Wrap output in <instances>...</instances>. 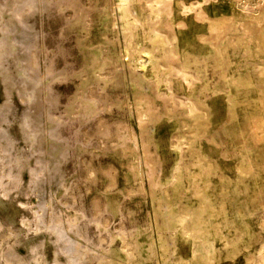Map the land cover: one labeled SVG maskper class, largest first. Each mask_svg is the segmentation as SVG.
<instances>
[{
	"label": "rangeland",
	"instance_id": "rangeland-1",
	"mask_svg": "<svg viewBox=\"0 0 264 264\" xmlns=\"http://www.w3.org/2000/svg\"><path fill=\"white\" fill-rule=\"evenodd\" d=\"M158 1L189 70L152 83L146 117L119 0H0V264H264V0ZM168 203L206 206L203 238L166 223Z\"/></svg>",
	"mask_w": 264,
	"mask_h": 264
},
{
	"label": "bare ground",
	"instance_id": "bare-ground-1",
	"mask_svg": "<svg viewBox=\"0 0 264 264\" xmlns=\"http://www.w3.org/2000/svg\"><path fill=\"white\" fill-rule=\"evenodd\" d=\"M135 1H138V0H119V8L118 10L120 9L121 10V19L123 21V30H124V33L126 35V37L128 38L127 41H129V45H126V52L124 54L125 58H126V63H127V66L129 68V72H130V75H131V79H132V82H133V86L135 88V107L134 109L138 108L139 109H142V115L143 116H150L149 115V112L153 109H151V106L152 104L154 103V100H155V92L152 88V83L155 81L156 82V85H157V88H160L161 84L163 81H165V76L171 74L172 72H174L175 70H178L179 72H183L185 75L187 74V69H188V63L187 61H181L180 62V65H179V68H177L178 64L176 63V57L177 55L179 54V51H178V48L177 46L175 45V37L173 35H170L168 33H164L162 32V28L164 27V23L163 22H166L165 21H162V17L163 15H165V17L168 15V11L165 9L163 10L160 5H159V1L158 0H153L151 2L148 1L146 2L147 3V9H148V13L147 15L143 16V11L144 10V6H141L139 7V9L135 6ZM141 0H139L138 2H140ZM247 3V2H246ZM245 4V3H244ZM243 4V5H244ZM163 6V5H162ZM247 6H248V3H247ZM165 7V6H164ZM250 7V6H248ZM146 8V7H145ZM247 7L245 6V9ZM252 9V8H250ZM250 11V10H249ZM248 11V12H249ZM253 11V10H252ZM255 11V10H254ZM198 12V11H197ZM246 13V12H245ZM146 14V13H145ZM199 14V13H198ZM205 15V14H204ZM256 15V14H255ZM143 16V17H142ZM206 16V15H205ZM257 17V16H256ZM264 18V17H262ZM208 19V17H207ZM217 20V19H216ZM225 20V19H223ZM253 20V19H252ZM208 21H211L210 19ZM235 21V20H234ZM233 23V22H232ZM145 24H147V28H145ZM225 24V23H224ZM223 24V25H224ZM260 25V24H259ZM258 25V26H259ZM209 26V25H208ZM166 27V26H165ZM164 27V28H165ZM263 27V26H262ZM215 28V26L212 24V29ZM217 28V27H216ZM142 31H141V30ZM139 30L141 31V33L143 32V35L142 37L144 38V40H146L147 42L150 43V46L147 45V43H140L139 41H137V36L139 35ZM217 30V29H216ZM249 30V29H248ZM264 31V28L262 29ZM252 31V30H251ZM261 31V29H260ZM220 32V31H219ZM212 33V32H211ZM200 35V34H199ZM203 36V35H202ZM207 36V35H206ZM260 36V35H259ZM140 37V36H139ZM220 37V36H219ZM231 37V36H230ZM228 38V36H227ZM262 38V37H260ZM134 40H136L134 42ZM143 40V39H142ZM211 40V39H210ZM222 40V39H221ZM231 40V39H230ZM229 40V41H230ZM237 40H240L237 38ZM179 41V40H178ZM246 42V40H244ZM210 42V41H209ZM231 42V41H230ZM235 43V41H234ZM218 44V43H217ZM263 44V43H262ZM186 46V45H185ZM212 46V45H211ZM216 46V45H215ZM214 46V47H215ZM223 46V45H222ZM213 47V46H212ZM213 47V48H214ZM221 47V46H220ZM219 47V48H220ZM217 50L219 49L218 47H216ZM247 48V47H246ZM215 49V48H214ZM223 49V48H222ZM159 50H161V52H159ZM188 50V49H187ZM220 52V50H219ZM225 52V51H224ZM95 53V52H94ZM97 53V52H96ZM205 53V52H204ZM227 53V52H226ZM97 55V54H96ZM119 56V55H118ZM192 56V55H191ZM147 57V58H146ZM186 58V57H185ZM97 59V58H96ZM120 60V59H119ZM219 60V58H218ZM197 61H200L197 59ZM260 61V60H259ZM193 62V61H192ZM207 62V61H206ZM256 62V61H255ZM112 64H115L114 62H111ZM204 63V62H203ZM222 63V61L220 62ZM257 63V62H256ZM218 64V63H217ZM205 65V64H204ZM217 66V65H216ZM227 66V65H226ZM116 69H119L118 67L115 66ZM189 70V69H188ZM175 73V72H174ZM189 74V72H188ZM193 74V73H191ZM259 74L262 75L264 77V69H260L259 70ZM173 75V74H171ZM226 75V74H225ZM93 76H95V78L98 80H105L107 82V80L109 79L108 78V75H105L101 72H96ZM183 76V75H182ZM190 76V75H189ZM194 76V75H193ZM88 77V76H87ZM240 78V77H239ZM84 79V78H83ZM185 79H186V76H185ZM198 79V78H197ZM237 80V79H235ZM186 81V80H185ZM189 81V80H187ZM201 81V80H200ZM237 84L239 85V81L237 82ZM151 86V87H150ZM233 86V85H232ZM147 88H149L150 90L147 91ZM241 88V86H240ZM263 91V90H261ZM165 92V91H164ZM163 92V93H164ZM167 95V94H165ZM167 97V96H165ZM169 97V96H168ZM171 97V95H170ZM169 97V98H170ZM201 99V98H200ZM263 99V98H262ZM165 100V99H164ZM167 100V99H166ZM191 100V99H190ZM202 100V99H201ZM84 101L87 102V105H88V108L91 109V108H94L96 107V104H97V99L96 97H86L84 99ZM193 101V100H192ZM204 101V100H203ZM237 102V101H236ZM171 103V102H170ZM167 104V103H166ZM169 104V103H168ZM258 104V103H257ZM156 105V104H155ZM159 105V104H158ZM170 105V104H169ZM173 105V104H172ZM125 106V105H124ZM168 106V105H167ZM174 106V105H173ZM157 109L160 108L158 106H156ZM188 114L190 116V118L193 120V134L197 135L198 134V129H199V126L201 125L200 123V119L202 117V114L204 113H207L205 111V108L207 107L204 103H202L201 101H197V102H190L188 104ZM229 107L231 108V106L229 105ZM132 109V107H131ZM168 110V109H167ZM171 110V108L169 109ZM179 111V109H177ZM208 112L210 109H207ZM235 110V109H234ZM234 110H232V113L234 114L235 112H233ZM157 111V110H155ZM159 111V110H158ZM174 112V111H173ZM152 115L154 112H151ZM156 113V112H155ZM154 113V114H155ZM159 113V112H158ZM171 114V112H167V114ZM141 114V113H140ZM160 114V113H159ZM158 116H161V115H158ZM158 116L156 118H158ZM173 117V116H172ZM182 117V116H180ZM152 118V116H151ZM161 118V117H159ZM206 119V118H205ZM141 120V119H140ZM158 120V119H156ZM160 120V119H159ZM142 123V122H141ZM190 124V123H189ZM147 126V125H146ZM179 137V136H178ZM197 137V136H196ZM191 139V138H190ZM198 140V139H197ZM189 145H187L188 147ZM189 149V148H188ZM192 149V148H191ZM190 149V150H191ZM201 151V150H200ZM246 151V150H245ZM199 152V150H198ZM195 153V152H194ZM247 153V152H245ZM196 155V154H195ZM249 155V153L247 154ZM242 156V154H241ZM244 156V155H243ZM243 156H242V159H243ZM246 156V155H245ZM244 156V158H245ZM203 157V156H202ZM252 157V155H251ZM250 157V158H251ZM198 159V158H197ZM207 160V158H205ZM252 159V158H251ZM202 160V158H201ZM205 160V161H206ZM244 160V159H243ZM198 161V160H197ZM241 163V162H240ZM180 164V163H179ZM181 164H182V161H181ZM200 164V162H199ZM198 164V165H199ZM245 164V163H243ZM197 165V164H196ZM247 165V164H246ZM200 166V165H199ZM251 166V164H250ZM258 167V166H257ZM179 168V167H178ZM202 168V167H201ZM259 168V167H258ZM257 168V169H258ZM248 169V168H247ZM256 169V168H255ZM203 170V169H202ZM208 170V169H207ZM186 171V170H185ZM240 171H243V170H240ZM251 171L248 170L247 173ZM254 171V170H253ZM246 172V171H245ZM258 172V170H257ZM238 173H239V170H238ZM246 174V173H245ZM261 174V173H260ZM239 175L241 176L242 174L239 173ZM247 175V174H246ZM249 175V174H248ZM247 175V176H248ZM180 176V175H179ZM177 177L175 179L177 180H182L180 179V177ZM244 176V175H243ZM174 177V176H173ZM246 177V176H245ZM249 177V176H248ZM178 181V182H179ZM183 181V180H182ZM195 181V180H194ZM243 182V181H242ZM246 182H247V179H246ZM175 184V183H174ZM173 184V185H174ZM247 184V183H246ZM245 186V185H244ZM162 187V185H161ZM164 187V186H163ZM169 187V186H168ZM167 188V187H166ZM164 188V189H166ZM248 188V187H247ZM163 189V191H165ZM174 189V188H173ZM177 190V189H176ZM166 192V191H165ZM202 192V191H201ZM200 192V193H201ZM258 193V192H257ZM203 194V193H202ZM258 200V199H257ZM158 201V200H157ZM178 203V202H177ZM169 204V203H168ZM260 205V204H259ZM180 207V205H179ZM262 207V206H261ZM259 207V208H261ZM173 206H169L166 207L165 211L163 212V215L165 218L164 221H166V223L168 224H178L180 227H181V231H183L184 233H192L194 232L195 234L198 233V234H202L203 233V229H202V225H204V219L202 218V215L203 213L206 211V206H202L198 209V211L196 212H191L189 213V216L188 214L186 215H181L180 213L176 212L174 209ZM247 208V207H246ZM178 209V208H177ZM249 209V208H248ZM262 209H264L262 207ZM183 210V209H182ZM241 210V209H240ZM251 210V209H250ZM255 211L257 209H254ZM160 211V210H159ZM181 210H179L180 212ZM241 212V211H240ZM245 213V212H244ZM249 214V213H248ZM247 214V215H248ZM253 214V213H252ZM239 215V214H238ZM207 217V216H206ZM209 217V216H208ZM207 217V218H208ZM211 217V216H210ZM209 217V218H210ZM240 217V216H239ZM249 217V216H248ZM161 218V219H163ZM247 218V217H246ZM260 218V217H259ZM262 218V217H261ZM213 219H215V216L213 217ZM209 220V219H207ZM235 220V219H234ZM211 221V220H209ZM208 221V222H209ZM207 222V221H206ZM164 223V222H163ZM240 223V222H239ZM165 224V223H164ZM208 225V223H206ZM216 224V223H214ZM241 224V223H240ZM244 224V222H243ZM166 225V224H165ZM171 225V226H172ZM212 226V224H210ZM217 226L219 224H216ZM248 225V224H247ZM169 226V225H167ZM205 226V225H204ZM243 226V225H242ZM263 226V225H262ZM165 227V226H164ZM207 227V226H205ZM248 227V226H247ZM261 227V226H260ZM172 228V227H171ZM170 228V229H171ZM240 228V227H239ZM245 228V227H244ZM174 228H172L173 230ZM179 229V228H178ZM177 229V230H178ZM211 229V228H210ZM214 229V227L212 228ZM169 230V229H168ZM171 230V232L173 233V231ZM208 230V229H207ZM206 230V231H207ZM247 230V229H246ZM250 228L248 229V232H249ZM264 230V229H263ZM208 232V231H207ZM206 232V233H207ZM214 232V231H213ZM212 232V233H213ZM172 233L170 234L172 236ZM205 233V231H204ZM168 234V235H169ZM194 234V235H195ZM216 234V232H215ZM169 235V236H170ZM177 234H175L176 236ZM179 235V234H178ZM185 235V234H184ZM199 235V236H200ZM204 235V234H203ZM208 235H211L208 233ZM221 235V233H220ZM249 235V233H248ZM261 235V234H260ZM168 236V237H169ZM174 236V234H173ZM213 236V235H212ZM216 236V235H215ZM240 236V235H239ZM238 236V237H239ZM127 237V236H126ZM162 237V236H161ZM190 237V236H189ZM202 237V235L200 236ZM205 237V235H204ZM218 237V236H217ZM220 238L222 237L219 236ZM225 237V236H224ZM250 237V236H249ZM172 238V237H171ZM188 238V237H187ZM196 238V237H195ZM203 238V237H202ZM215 238V237H214ZM213 238V239H214ZM241 238V237H240ZM223 239V238H222ZM123 240V239H122ZM126 238H124V241L122 242L124 244V242L126 243ZM202 240V239H201ZM198 239V241H201ZM233 240V239H232ZM194 241V240H193ZM193 241L191 243H193ZM197 242V240H195ZM194 241V242H195ZM223 241V240H222ZM226 241V240H224ZM242 241V240H241ZM244 241V240H243ZM261 241V240H260ZM264 241V240H263ZM262 241V242H263ZM185 242H187L185 240ZM204 242V246L203 248H201L198 252L200 254V259L201 258H204L203 261H205V259L208 257H210L209 253L213 250V244L209 241H207V239L203 240ZM171 243V242H170ZM199 242H197V245H198ZM244 243V242H243ZM264 243V242H263ZM122 244V246H123ZM202 244V243H201ZM225 244L229 245L227 242L225 243L224 242V246ZM245 244V243H244ZM126 245V244H125ZM226 245V246H227ZM231 245V244H230ZM235 245V244H233ZM172 246V245H171ZM225 246V247H226ZM237 246V245H236ZM124 247V246H123ZM192 247V246H191ZM197 247V246H196ZM195 247V248H196ZM230 247V246H229ZM229 247L227 246L226 249ZM231 247H234L231 245ZM247 247V246H246ZM125 248V247H124ZM127 248V247H126ZM171 248V247H170ZM177 248V247H176ZM194 248V249H195ZM260 248V247H259ZM123 249V248H122ZM193 249V250H194ZM197 249V248H196ZM235 249V247H234ZM239 249V248H238ZM261 249V248H260ZM171 250V249H170ZM191 250V251H193ZM216 250V249H215ZM214 250V251H215ZM264 251V245L262 247V249ZM113 250H111L112 252ZM126 251V250H124ZM197 251V250H196ZM217 251V250H216ZM215 251V252H216ZM232 252V250H229ZM228 251V252H229ZM235 251H238V250H235ZM233 250V252H235ZM127 252V251H126ZM138 252V251H137ZM213 252V251H212ZM211 253L212 254V257L214 254L216 253ZM123 253V252H122ZM171 253V252H170ZM193 253V252H192ZM191 253V254H192ZM114 254V253H113ZM131 254V253H130ZM138 254V253H137ZM154 254V253H153ZM197 254V253H196ZM252 254V253H251ZM258 254V253H257ZM264 254V253H263ZM120 255V254H119ZM194 255V254H193ZM230 255V254H229ZM235 255V254H234ZM262 255V253H261ZM6 256V254H5ZM130 256V255H129ZM198 256V255H197ZM258 256V255H257ZM164 257V256H163ZM194 257V256H193ZM264 257V255H263ZM192 258V257H191ZM195 258V257H194ZM262 258V257H261ZM6 259V258H5ZM135 259V258H133ZM193 259V258H192ZM215 259V258H214ZM8 260V259H7ZM129 260V259H128ZM166 260V259H165ZM191 261V259H188ZM199 260V259H198ZM210 259L208 258V261ZM252 260V259H251ZM121 261H124L121 259ZM136 261V260H135ZM168 261V260H166ZM177 261V260H176ZM201 261V260H200ZM214 261V260H213ZM261 261V260H260ZM165 262V261H164ZM178 262V261H177ZM193 262V261H192ZM199 262V261H198ZM202 262V261H201ZM210 262V261H209ZM208 262V263H209ZM121 263V262H120ZM123 263V262H122ZM129 263V262H128ZM134 263H137V262H134ZM166 263V262H165ZM186 263V262H185ZM196 263V262H195ZM200 263V262H199ZM206 263V262H205ZM256 263V262H255ZM102 264V262H101ZM108 264V263H107ZM111 264V263H110ZM124 264V263H123ZM132 264V263H130ZM183 264V262H182ZM191 264V262H190ZM204 264V263H203Z\"/></svg>",
	"mask_w": 264,
	"mask_h": 264
}]
</instances>
